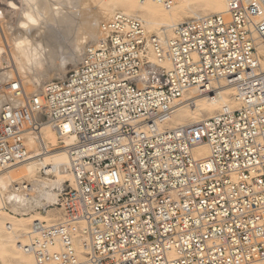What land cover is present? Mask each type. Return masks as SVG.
<instances>
[{
	"label": "built area",
	"instance_id": "1",
	"mask_svg": "<svg viewBox=\"0 0 264 264\" xmlns=\"http://www.w3.org/2000/svg\"><path fill=\"white\" fill-rule=\"evenodd\" d=\"M226 2L225 14L187 19L166 37L116 11L66 80L43 94L20 77L7 84L21 104L0 112V168L32 155L27 134L46 121L76 136L65 147L71 179L51 206L60 216L34 221L22 245L37 264L264 260V0ZM222 82L238 108L166 125L189 90ZM205 141L210 153L198 158Z\"/></svg>",
	"mask_w": 264,
	"mask_h": 264
},
{
	"label": "bare ground",
	"instance_id": "2",
	"mask_svg": "<svg viewBox=\"0 0 264 264\" xmlns=\"http://www.w3.org/2000/svg\"><path fill=\"white\" fill-rule=\"evenodd\" d=\"M67 1L75 5H86L88 2V0H6L8 4L6 9H11L13 13L15 11L17 19L15 18L13 27L12 24L10 27L11 21L10 23L8 20L5 21L9 24L6 31L8 32V29L11 31L10 36L8 35L10 38L8 37L9 40L7 38L6 43L5 39L4 42L0 39V75L4 82L0 87V112L5 103L21 104V99L9 91L7 86L17 77L21 78L28 93L39 94H43L52 83H44L45 79L60 76L64 78L63 81L66 80L68 62H73L74 65H78L77 67L82 64L86 50L99 44L103 39L102 25L113 15L109 19L106 18L107 20L103 18L113 13L116 8L140 18L145 27L157 30L160 37H166L168 31L174 29L177 20L185 12H191L188 17L194 18L208 13L225 14L227 11L226 0H202L205 9L191 8V3L198 0H175L171 7L166 6L164 0H100L108 13L104 12L105 9L103 11L97 9L100 11L95 10L96 12L89 14L86 12L87 8L86 13L84 9L74 12L68 7L63 8L62 4ZM4 18L6 19L5 16ZM2 20L4 22V19ZM6 31L4 33L7 35ZM258 50L264 66V41H259ZM67 52L69 56L66 55ZM27 85H32V91L27 89ZM214 87L189 90L166 121V125L170 128L187 125L212 116L224 108L239 107L240 103L234 97L232 85L222 82L215 83ZM63 130L65 134L61 135L50 121L44 122L40 130L27 134L32 155L7 169L0 168V214L5 212L4 209L9 208L11 211L7 216L4 215L7 222L0 221L2 233L0 240L13 242L10 251L15 256L17 264H37L34 255L22 245L28 242L34 221L53 219L55 214H50L53 209H48V206L57 203L65 182L71 179L70 173L65 170V165L69 162L65 147L74 143L76 136L68 132V125H64ZM61 138L65 142L63 147L60 146ZM194 153L198 158L208 156L210 153L208 143L205 141L195 147ZM39 207L45 212L39 211ZM16 221H21L23 233L21 236L18 234L10 236L6 231L13 229ZM79 251H83L80 245ZM250 264H264V260Z\"/></svg>",
	"mask_w": 264,
	"mask_h": 264
},
{
	"label": "rangeland",
	"instance_id": "3",
	"mask_svg": "<svg viewBox=\"0 0 264 264\" xmlns=\"http://www.w3.org/2000/svg\"><path fill=\"white\" fill-rule=\"evenodd\" d=\"M93 1V2H92ZM6 2V0L4 1V0H0V12H1V14L2 15H0L1 17H0V39H1V41L2 42H4V43H6V41H8L9 40V36H10V34H11V31L9 32V29H8V32L6 31L7 30V26H9V24L8 23H10V21H11V23H10V27H11V24H12V27L15 25V21H16V19H17V17H15V16H17L16 14H15V11H14V13L12 12V10L11 9H9V10H7L8 9V7L6 6V5H8L7 4V2ZM203 1L202 0H198V1H193L192 3H191V8L192 9H205V6L203 5V3H202ZM70 4V5H69ZM65 7H64V6ZM68 5V6H67ZM71 5H73V7L71 6ZM82 5V4H81ZM75 5L73 2H72V4H71V1H67V3L66 2H64V4H62V6H63V8H65L66 9V7H68V9L70 10V11H78V10H83L84 12H85V8H87L86 9V12H88L89 14H92L93 12H96V11H100L101 9V11H103V9H107L106 7H103V4L100 2V0H88V2L86 3V5ZM5 6V7H4ZM79 7H81V8H79ZM7 8V9H6ZM6 9V10H5ZM89 9H90V11H89ZM97 9H100V10H97ZM93 10V11H92ZM96 10V11H95ZM118 10H121V8H116L115 9V11H118ZM5 13L4 15H3V12ZM9 11L11 12V13H9ZM74 11V12H75ZM92 11V12H91ZM114 11V12H115ZM85 12V13H86ZM91 12V13H90ZM105 13L107 12L108 13V11L106 10V11H104ZM103 12V13H104ZM113 12V13H114ZM13 13V14H12ZM113 13H109V14H107L106 16H105V18H103V20H105L106 18L107 19H109L112 15H113ZM190 13L191 12H185L178 20H177V24L178 23H181V22H183V21H185V20H187V19H190V17H188L189 15H190ZM11 14V15H10ZM15 14V15H14ZM208 14H213V13H208ZM207 14V15H208ZM3 16V17H2ZM4 16L6 17V19L4 18ZM9 16V17H8ZM8 18V19H7ZM16 18V19H15ZM2 19H4V22L6 21V20H8V23L7 22H2L3 20ZM15 19V20H14ZM106 19V20H107ZM102 20V21H103ZM5 25H4V24ZM4 26H5V29H4ZM147 28V27H146ZM2 30H3V32H2ZM7 32V35H6V33H4L5 31ZM147 30L150 32V33H153V34H158L157 33V30H154V29H151V28H147ZM151 30V31H150ZM10 33V34H9ZM170 33V34H169ZM173 34V29L171 30V31H168V33H167V36H171L172 34ZM9 35V36H8ZM7 36V37H6ZM6 37V38H5ZM9 37V38H8ZM7 38H8V40H7ZM5 39V40H4ZM4 40V41H3ZM67 56H69V54H68V52H67V54H66ZM78 65H74L73 64V62H68V65H67V74H66V77L70 74V72L72 71V70H74V68H76ZM65 77V78H66ZM63 79L64 78H61L60 76H57V77H54V79L52 78V79H45L44 80V83H50V82H56V81H63ZM32 85H27V89L29 90V91H32ZM30 93V92H29ZM217 110H219V109H217ZM39 167H40V165H39ZM41 174H42V172H41ZM38 178H39V173H38ZM33 179V178H32ZM52 180H54V179H52ZM66 186V182H65V185H64V187ZM48 209H53L52 210V212L50 213V214H55L52 218L53 219H44L43 221H47V222H52V221H54V220H56L59 216H60V211H59V209L57 208V207H48ZM38 210L39 211H43V209L41 208V207H39L38 208ZM4 211L6 212H4V213H1L0 214V221L1 222H7V220L4 218V215L5 216H7L8 215V212L10 213L11 211H10V209L8 208V209H4ZM3 215V216H2ZM24 225V224H23ZM14 230V231H13ZM6 233H10V236H14L15 234H18V235H22V233H23V226H22V224H21V221H16L15 222V225L13 226V229H7V231H6ZM0 234H2V233H0ZM14 242H16L15 240H14ZM11 244H13V242H7V241H3V240H0V264H17V262H16V260H15V256L13 255V253H12V251H10V245Z\"/></svg>",
	"mask_w": 264,
	"mask_h": 264
}]
</instances>
